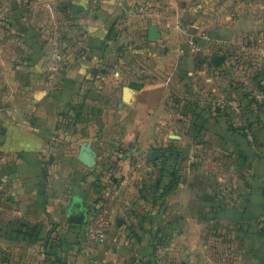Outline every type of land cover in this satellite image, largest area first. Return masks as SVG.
<instances>
[{
    "label": "crops",
    "instance_id": "crops-1",
    "mask_svg": "<svg viewBox=\"0 0 264 264\" xmlns=\"http://www.w3.org/2000/svg\"><path fill=\"white\" fill-rule=\"evenodd\" d=\"M55 13L87 62L62 57L52 85L44 62L0 56V264H60L41 239L63 218L64 155L85 141L101 173L87 219L110 201L112 225L71 264H264V0H57ZM208 220L236 223L216 256Z\"/></svg>",
    "mask_w": 264,
    "mask_h": 264
},
{
    "label": "rangeland",
    "instance_id": "rangeland-1",
    "mask_svg": "<svg viewBox=\"0 0 264 264\" xmlns=\"http://www.w3.org/2000/svg\"><path fill=\"white\" fill-rule=\"evenodd\" d=\"M56 1L57 0H50V2H48L49 6H45L46 3L44 4L43 2H47V0H0V56L18 57L20 60V65L18 66L22 67V69H24L23 66L26 65H30L32 69H40L43 68L41 65H43L42 62H44L46 66L44 67V70L48 73L47 79L52 80V85L55 83V72L60 69L65 70L68 66L65 63L67 60L65 59L62 61V57L65 58L80 55V57H85L84 59L87 62V57L91 56V48L88 49V47L81 46L78 42H74L72 36H69V38L65 36L66 32L70 35L71 32L62 31L57 28L56 19L59 15L55 13ZM46 7L50 10H44ZM113 37H116L114 31H112V38ZM121 48L123 47L111 46L113 52L116 53H118ZM182 83L183 79L179 81V84ZM232 112L233 111H227L226 113L232 115ZM183 128L186 129L181 126V129H179L180 133H184ZM189 128L194 129L196 127ZM189 128L187 127L188 131ZM201 128L203 127L197 126L194 131L197 132ZM67 129L70 130V126H67ZM67 129L65 131H67ZM208 132L209 131L207 130V134H209ZM205 143L207 144L208 142ZM193 156L195 158L193 162H196L195 166L199 169L203 162L199 163V156ZM209 156L213 157L214 152ZM77 165L78 162L75 152L69 155H64L63 218L62 221L58 220V222L49 223L48 237L46 240L42 238L40 244L42 246H49V249H57L64 254L63 258H56V253L47 254V261L49 263L58 262L60 264H71L70 262H75L76 255L74 254L79 253L82 248L91 245L87 240L86 234V222L88 219L83 224L68 222L66 209L69 207L73 199L72 194H74L75 188H80V186H82L81 189H83V202L84 204L88 203V189L91 188V179L93 178L95 179V182H98V176H100L101 173L98 174V172L95 171L96 165L92 168L81 166L80 171L76 172ZM210 168L212 171H215L216 165L211 164ZM156 179L155 175V180ZM196 193L198 192L193 191V194ZM211 198L213 201L215 200V193L211 194ZM206 212H209L208 207H206ZM203 225L205 227L207 241L213 256H216V251L221 248V232H224L225 235H227V238L224 237L225 243H229V246L231 247L232 243L230 235L236 223L230 222L223 224L215 220H208L203 223ZM33 243L34 245L39 244V239L37 238ZM9 244L12 243L6 238L5 240H0L1 246H7Z\"/></svg>",
    "mask_w": 264,
    "mask_h": 264
},
{
    "label": "water",
    "instance_id": "water-1",
    "mask_svg": "<svg viewBox=\"0 0 264 264\" xmlns=\"http://www.w3.org/2000/svg\"><path fill=\"white\" fill-rule=\"evenodd\" d=\"M157 28L151 26L149 29V39L153 40L158 37L159 34L156 32ZM155 156V155H154ZM97 152L92 147L91 142L85 141L81 144L77 159L86 167H93L96 162ZM79 202V203H77ZM67 220L68 222H74L78 224H83L86 222L88 215V207L83 205V197L81 194L79 196H73L70 206L67 208Z\"/></svg>",
    "mask_w": 264,
    "mask_h": 264
},
{
    "label": "built area",
    "instance_id": "built-area-1",
    "mask_svg": "<svg viewBox=\"0 0 264 264\" xmlns=\"http://www.w3.org/2000/svg\"><path fill=\"white\" fill-rule=\"evenodd\" d=\"M111 209L112 203L107 201L94 207L89 216L86 234L88 242L92 245L101 244L106 239L112 225Z\"/></svg>",
    "mask_w": 264,
    "mask_h": 264
}]
</instances>
